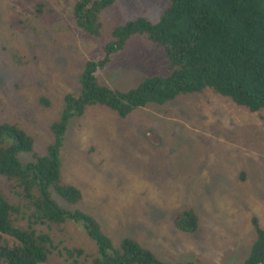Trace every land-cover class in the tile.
Returning <instances> with one entry per match:
<instances>
[{
	"label": "rangeland",
	"instance_id": "1",
	"mask_svg": "<svg viewBox=\"0 0 264 264\" xmlns=\"http://www.w3.org/2000/svg\"><path fill=\"white\" fill-rule=\"evenodd\" d=\"M79 1L0 0V127L33 139L34 151L18 154L23 169L35 155H47L65 97L83 93L86 64L112 43L113 31L138 19L158 24L169 7L168 0H116L100 14L94 40L76 23ZM168 66L146 36H136L97 83L128 92L167 75ZM12 144L8 137L4 147ZM60 162L61 182L78 188L81 199L69 202L51 188V201L66 213L92 217L120 254L131 238L167 264H244L257 241L253 218L264 229V109L252 113L211 89L149 105L126 119L91 105L69 121ZM0 189L21 208L15 228L50 238L47 264H104L111 256L83 220H43L1 175ZM189 210L199 218L194 233L175 225Z\"/></svg>",
	"mask_w": 264,
	"mask_h": 264
},
{
	"label": "trees",
	"instance_id": "2",
	"mask_svg": "<svg viewBox=\"0 0 264 264\" xmlns=\"http://www.w3.org/2000/svg\"><path fill=\"white\" fill-rule=\"evenodd\" d=\"M116 0H80L74 17L77 25L91 38L99 39L98 19ZM169 7L158 24L138 19L112 33L113 41L96 51L82 74L83 93L65 97L62 119L51 126L55 142L46 156L35 155V162L23 169L20 151L33 152V139L24 131L0 127V175L7 178L12 191L24 196L43 220L64 224L69 219L83 220L91 239L106 254L104 264H167L140 247L133 239L122 243V254L114 251L90 216L66 213L51 201L48 191L69 202L81 199V192L61 182L60 153L69 121L83 117L91 105L114 111L126 119L138 109L164 105L180 96L201 94L207 89L230 98L236 105L257 113L264 109V0H168ZM146 36L169 62L168 74L145 79L135 90L121 92L101 86L98 75L124 51L132 37ZM42 104L49 106L46 99ZM13 144L4 147L6 138ZM38 188L41 192L35 193ZM21 208L9 203L0 189V264H47L50 238L15 228L13 219ZM257 241L244 264H264V229L253 218ZM185 233H194L199 218L193 210L183 212L175 223ZM8 239L13 241L9 245ZM195 264V263H185Z\"/></svg>",
	"mask_w": 264,
	"mask_h": 264
}]
</instances>
